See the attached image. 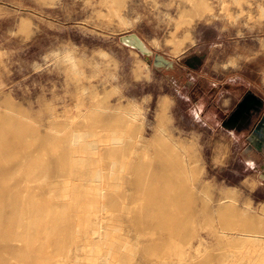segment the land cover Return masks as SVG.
<instances>
[{
  "label": "rangeland",
  "instance_id": "1",
  "mask_svg": "<svg viewBox=\"0 0 264 264\" xmlns=\"http://www.w3.org/2000/svg\"><path fill=\"white\" fill-rule=\"evenodd\" d=\"M263 112L264 0H0V264H264Z\"/></svg>",
  "mask_w": 264,
  "mask_h": 264
},
{
  "label": "water",
  "instance_id": "2",
  "mask_svg": "<svg viewBox=\"0 0 264 264\" xmlns=\"http://www.w3.org/2000/svg\"><path fill=\"white\" fill-rule=\"evenodd\" d=\"M120 42L125 45L124 41L122 40V37H120ZM126 46V45H125ZM140 52V51H139ZM142 53V52H140ZM145 54V53H142ZM152 65L154 68L157 69H166V68H172L173 63L171 60L165 58L162 55L154 54L152 57ZM253 98L256 103L262 104L261 101L254 96L253 94H248L246 99L241 102L239 105V110L243 109L244 107H247V112H249L252 105L247 104V101ZM246 141L250 148L254 149L258 153H264V112L261 114L258 121L253 126L251 132L246 138Z\"/></svg>",
  "mask_w": 264,
  "mask_h": 264
},
{
  "label": "flooded vegetation",
  "instance_id": "3",
  "mask_svg": "<svg viewBox=\"0 0 264 264\" xmlns=\"http://www.w3.org/2000/svg\"><path fill=\"white\" fill-rule=\"evenodd\" d=\"M166 69L172 70L173 68L172 69L166 68ZM247 95L248 94L244 95L240 99V101L236 104L234 109L230 112L228 116H226L225 120L223 121V125H225L226 127L232 128V130L236 133L244 131L245 127L247 126V122L252 120V118L257 114L259 109H261L262 107V104H258L255 102L253 98H250L247 101V104L252 105L249 112H247V107H244L243 109L239 110V105L241 104L243 100L246 99Z\"/></svg>",
  "mask_w": 264,
  "mask_h": 264
},
{
  "label": "bare ground",
  "instance_id": "4",
  "mask_svg": "<svg viewBox=\"0 0 264 264\" xmlns=\"http://www.w3.org/2000/svg\"><path fill=\"white\" fill-rule=\"evenodd\" d=\"M122 40L124 41V43L127 47L134 49V50H137V51H140L142 53H145V55H147V56L150 54L149 50L146 48L143 41L139 37H137L136 35H134V34L123 35Z\"/></svg>",
  "mask_w": 264,
  "mask_h": 264
}]
</instances>
